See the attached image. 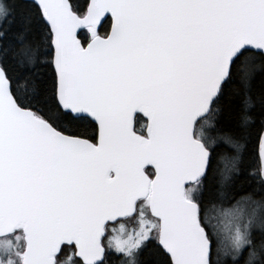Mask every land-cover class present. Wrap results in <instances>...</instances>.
<instances>
[{
	"label": "snow or ice",
	"instance_id": "6c2138e0",
	"mask_svg": "<svg viewBox=\"0 0 264 264\" xmlns=\"http://www.w3.org/2000/svg\"><path fill=\"white\" fill-rule=\"evenodd\" d=\"M0 264H264V0H0Z\"/></svg>",
	"mask_w": 264,
	"mask_h": 264
}]
</instances>
